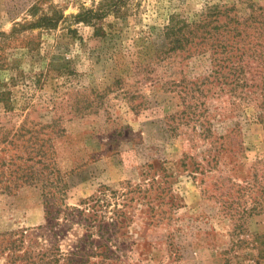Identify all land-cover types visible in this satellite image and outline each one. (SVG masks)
<instances>
[{"label": "rangeland", "instance_id": "374dc122", "mask_svg": "<svg viewBox=\"0 0 264 264\" xmlns=\"http://www.w3.org/2000/svg\"><path fill=\"white\" fill-rule=\"evenodd\" d=\"M216 5L250 37L247 86H215L198 110L219 138L212 148L181 115L182 87L208 76L209 59L168 53L165 32ZM44 16L55 26L31 28ZM260 108L264 0H0V264L47 263L46 200L60 209L61 253L81 252L89 232L66 231L65 212L90 199L124 224L106 243L112 260L88 264H264ZM44 137L56 157L43 173L66 185L58 196L24 182L42 172L27 157ZM89 241L101 243L96 231Z\"/></svg>", "mask_w": 264, "mask_h": 264}, {"label": "trees", "instance_id": "16d2710c", "mask_svg": "<svg viewBox=\"0 0 264 264\" xmlns=\"http://www.w3.org/2000/svg\"><path fill=\"white\" fill-rule=\"evenodd\" d=\"M232 11V9L216 5L206 8L199 19L194 22L189 23L185 20L176 21L175 18H172L165 32L171 44L168 53H187V57H192L197 54L207 56L209 59L210 71L208 76L204 77L200 82L198 80V82L188 81V85H192L191 89H188L187 86L182 87L183 91L181 93L184 92L182 101L185 109L181 112V115L189 118L190 122L195 125L196 130L198 127L200 128L202 132L201 136L204 140L213 138L211 141L212 148L215 147V144H218L217 141L219 138H215L213 126L207 121L200 119V116L203 115L198 113L199 108L205 104L204 100H206V95L211 93L215 86L231 87L234 84L235 88L229 91L247 86L245 76L247 65L244 63V58L248 49H243V43L248 42V37H250L248 31L250 27L246 25L248 24L246 23L247 21L245 23L239 22L237 16L232 15ZM54 23V18L44 16L31 28H50L55 26ZM254 32L253 37L258 39L262 35V28L256 26L254 27ZM232 51H234L233 55L231 53ZM200 101L202 102L200 103ZM263 118L264 109L260 111L259 120L263 122ZM232 132L240 134V128L237 126ZM35 141L38 150L35 156H32V153H28L27 162L33 163L36 158V162L41 166L42 172L37 171L36 173L31 172V174L29 172L25 174L26 179H24V182L25 184L29 183L30 186L41 183L46 189L55 188L54 195L57 194L58 196V194H61L59 187H65L66 185L62 184L59 179L58 184L53 183L48 175L43 173V171H49L51 169L52 159L56 157L54 140L50 137H44L42 139L37 138ZM25 148L27 150L31 146ZM29 168L31 166H27L26 169L29 170ZM44 205L46 225L40 229L49 232L51 237L56 241L50 250L47 251L49 255L46 264H88L90 259L97 255L102 256L104 259L112 260L111 256L114 253L106 243L111 241L113 234H117L116 230L119 229L118 224L123 226L124 222L114 219V213L111 217L109 216L110 212H105L103 215L104 204H102V199L87 200L81 204L83 207L73 208L70 213L65 212V222L67 223L66 231L71 228V225H81L89 232V235H87L88 240L85 242L84 248L81 249L82 251H73L69 256L63 255L58 247L59 242L57 240L62 233L61 231L58 233L57 230L59 216H61L57 211H60V209L55 203H51L48 200L44 201ZM170 205L171 207L175 206L173 203H170ZM56 207L58 208L56 211L57 214L54 213ZM95 231L101 239V243L98 245L89 241L94 236ZM88 245L91 247L89 252H87ZM101 248H105L103 253L101 252ZM46 255L47 253L41 259L46 258Z\"/></svg>", "mask_w": 264, "mask_h": 264}]
</instances>
